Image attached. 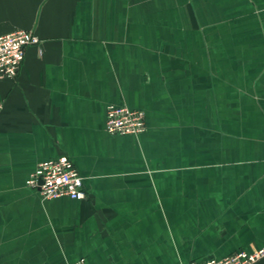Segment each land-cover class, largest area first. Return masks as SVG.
I'll use <instances>...</instances> for the list:
<instances>
[{
    "label": "crops",
    "instance_id": "crops-1",
    "mask_svg": "<svg viewBox=\"0 0 264 264\" xmlns=\"http://www.w3.org/2000/svg\"><path fill=\"white\" fill-rule=\"evenodd\" d=\"M17 29L40 42L0 79V264L264 247V0H0V36ZM110 103L146 130L108 133ZM63 154L86 198L26 184Z\"/></svg>",
    "mask_w": 264,
    "mask_h": 264
},
{
    "label": "built area",
    "instance_id": "built-area-1",
    "mask_svg": "<svg viewBox=\"0 0 264 264\" xmlns=\"http://www.w3.org/2000/svg\"><path fill=\"white\" fill-rule=\"evenodd\" d=\"M40 42L38 35L27 29H17L0 36V79L16 78L25 59L27 47ZM106 130L110 134L138 135L147 128L146 113L126 104L110 103L107 106ZM26 184L36 188L45 199L87 197L83 176L68 155L40 161L28 177ZM264 256V247L251 251L240 250L230 255L189 264H253ZM84 260L73 264H83Z\"/></svg>",
    "mask_w": 264,
    "mask_h": 264
}]
</instances>
